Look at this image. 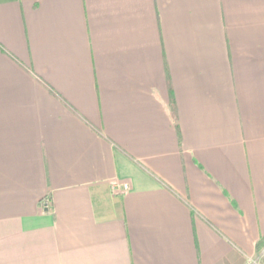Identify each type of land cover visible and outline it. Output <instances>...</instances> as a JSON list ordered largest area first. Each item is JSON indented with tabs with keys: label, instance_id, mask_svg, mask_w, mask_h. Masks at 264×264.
I'll return each mask as SVG.
<instances>
[{
	"label": "crops",
	"instance_id": "1",
	"mask_svg": "<svg viewBox=\"0 0 264 264\" xmlns=\"http://www.w3.org/2000/svg\"><path fill=\"white\" fill-rule=\"evenodd\" d=\"M0 264H264V0H0Z\"/></svg>",
	"mask_w": 264,
	"mask_h": 264
},
{
	"label": "built area",
	"instance_id": "2",
	"mask_svg": "<svg viewBox=\"0 0 264 264\" xmlns=\"http://www.w3.org/2000/svg\"><path fill=\"white\" fill-rule=\"evenodd\" d=\"M113 191L116 193H125L129 190L127 185L115 184L113 185Z\"/></svg>",
	"mask_w": 264,
	"mask_h": 264
},
{
	"label": "trees",
	"instance_id": "3",
	"mask_svg": "<svg viewBox=\"0 0 264 264\" xmlns=\"http://www.w3.org/2000/svg\"><path fill=\"white\" fill-rule=\"evenodd\" d=\"M173 118H174V121L176 122V120H177V117H176V111H175V109L173 108Z\"/></svg>",
	"mask_w": 264,
	"mask_h": 264
}]
</instances>
